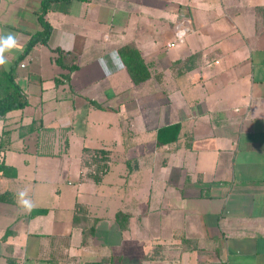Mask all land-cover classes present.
<instances>
[{"label":"crops","instance_id":"obj_1","mask_svg":"<svg viewBox=\"0 0 264 264\" xmlns=\"http://www.w3.org/2000/svg\"><path fill=\"white\" fill-rule=\"evenodd\" d=\"M41 3L0 0V36L18 45L6 69L42 30ZM45 18L48 44L15 69L29 105L0 119V164L17 170L0 172V264H264V0H70ZM180 24L190 31L169 47ZM127 45L150 66L142 85L119 55ZM53 49L79 65L60 85ZM122 96L120 134L82 147L75 174L59 171L61 129L95 104L116 114ZM176 124L178 139L158 145ZM31 125L55 130L43 149ZM85 147L111 152L100 183L83 178ZM25 190L30 211L17 203ZM77 204L95 233L75 225Z\"/></svg>","mask_w":264,"mask_h":264},{"label":"trees","instance_id":"obj_2","mask_svg":"<svg viewBox=\"0 0 264 264\" xmlns=\"http://www.w3.org/2000/svg\"><path fill=\"white\" fill-rule=\"evenodd\" d=\"M58 1H70V0H42L41 10L38 13L39 23L41 24L42 30L35 34H32L29 38V41L26 45L25 50L15 58L10 69H6L5 66L0 67V119H5L6 116L15 111L22 110L29 105V100L27 94L23 91L22 87L19 85L16 79L15 69L29 56L33 48L38 44L47 45L53 28L51 24L45 18L49 6ZM86 1V0H81ZM53 52L58 53V57L55 59V64L61 67L66 71L65 74H62L56 79V84L60 85L64 82L70 80L71 74L76 71L79 67L77 58H69L64 54L60 49H53ZM119 55L125 69L130 76L131 81L135 86L142 85L151 79L152 74L150 71V66L146 62L145 58L141 55L140 51L133 45L124 46L120 51ZM97 108L108 110L102 106L95 104ZM180 125L176 124L173 126H168L162 128L158 132L157 143L158 145H166L173 143L178 139ZM30 132L38 133V143L39 149H43V141H48V138L54 136L55 130L51 128H42L34 129V126L31 125ZM70 132L69 128H62L60 133V138L63 141V152L67 153L68 150V133ZM52 134V135H51ZM51 135V136H50ZM82 168L85 170L83 176L84 179H90L95 183H100L104 176L109 172L111 168V152L106 149L99 148H88L83 149L82 157ZM0 172L7 177H16L17 170L12 167L6 166L4 163L0 164ZM8 195L4 194L0 196V201H5ZM74 223L78 226H84L85 222L88 221V210L86 206L82 204L76 205ZM45 210H33V216L45 213ZM122 218L127 219V216L123 213H118L117 220L121 221ZM84 235L93 234L96 231V225L90 226L87 229H84ZM158 253V251H157ZM8 264H11L9 261Z\"/></svg>","mask_w":264,"mask_h":264},{"label":"rangeland","instance_id":"obj_3","mask_svg":"<svg viewBox=\"0 0 264 264\" xmlns=\"http://www.w3.org/2000/svg\"><path fill=\"white\" fill-rule=\"evenodd\" d=\"M131 92L132 91L127 92V95H129V93ZM129 96H131V94ZM121 99L119 98L110 102L111 105H116V108H118V112L116 114L111 110L91 108L88 111V113L91 111V117L88 116L85 111H82L79 116H75V128L68 134V153L64 157L59 158V161L57 162L59 171L62 172L64 168H67V166L70 165L73 166V174H75L79 167V155L82 152V147L97 146L98 144H96V141H101L102 137L107 138L120 134V131L125 124L122 118L123 115H121L122 110H120L121 112L119 111L124 96H122ZM96 102L98 101L96 100ZM85 122H88V125H86V127L83 125ZM97 122H101V124L98 125ZM135 125L138 124L135 123ZM127 129H129V132H127L126 134V140H129L132 139V134H134L135 129L132 128L130 123H127ZM56 147V151L59 150V146ZM112 170L113 171L109 173L110 175L106 178V180H112L113 178H115L116 180L118 179V167L116 166L115 170ZM98 197L99 199L96 198L95 200H99L101 202V195ZM64 206L67 207L65 203Z\"/></svg>","mask_w":264,"mask_h":264},{"label":"clouds","instance_id":"obj_4","mask_svg":"<svg viewBox=\"0 0 264 264\" xmlns=\"http://www.w3.org/2000/svg\"><path fill=\"white\" fill-rule=\"evenodd\" d=\"M14 47H18L15 34L8 33L6 36H0V67H3L7 63L4 52ZM17 203L26 211H30L33 207L32 201L27 198L26 190L18 193Z\"/></svg>","mask_w":264,"mask_h":264},{"label":"built area","instance_id":"obj_5","mask_svg":"<svg viewBox=\"0 0 264 264\" xmlns=\"http://www.w3.org/2000/svg\"><path fill=\"white\" fill-rule=\"evenodd\" d=\"M189 29L183 27L182 24L178 25V27L175 30V42L173 44H170L169 47H173L175 46L177 43H180L181 41L184 40V38L186 37V35L189 33ZM217 63V62H216Z\"/></svg>","mask_w":264,"mask_h":264}]
</instances>
